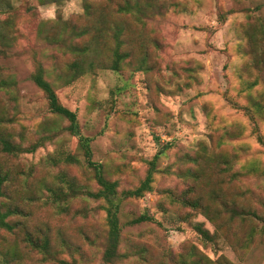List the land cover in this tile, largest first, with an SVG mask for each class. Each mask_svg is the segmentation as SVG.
Masks as SVG:
<instances>
[{"label": "rangeland", "instance_id": "obj_1", "mask_svg": "<svg viewBox=\"0 0 264 264\" xmlns=\"http://www.w3.org/2000/svg\"><path fill=\"white\" fill-rule=\"evenodd\" d=\"M121 1L0 0V79L10 81L0 90V135L37 145L33 152H0V170L9 173L1 201L25 214L12 221L33 237L47 236L49 250L26 246L18 224L13 233L0 232V264H103L102 202L72 198L56 211L46 200V186L59 173L91 190L97 185L67 121L49 111L33 83L35 62L59 102L75 112L79 133L90 138L91 160L118 191L139 185L158 153L151 189L121 202L118 250L126 256L115 264H176L199 254L211 264H264L260 224L249 246L236 251L220 233L214 243L203 242L192 225L213 232V223L171 203V195L194 184L210 207H220V199L211 201L213 188L228 207L263 210L264 39L252 27L264 19V0H136L138 7L118 13ZM112 25L122 27L119 36ZM115 52L119 66L111 70ZM72 62L83 72H71ZM62 153L78 162L48 161ZM227 164L221 182L216 172ZM189 170L198 171L196 182ZM143 213L151 220L128 223ZM239 224L235 217L231 226ZM13 242L17 260L4 256ZM137 247L145 248V260Z\"/></svg>", "mask_w": 264, "mask_h": 264}, {"label": "trees", "instance_id": "obj_2", "mask_svg": "<svg viewBox=\"0 0 264 264\" xmlns=\"http://www.w3.org/2000/svg\"><path fill=\"white\" fill-rule=\"evenodd\" d=\"M133 7H138V2L136 0H123L119 3L116 12H131V8ZM252 29H258L260 39H264V19L261 21L258 20V25L252 27ZM112 30L116 36H119V32L122 30V27L119 25H112ZM246 35L248 41L252 42V50H254L255 40L253 35L251 33H247ZM86 49L87 48H85L82 52L86 51ZM119 61L120 55L115 52V56L110 61L109 68L111 70H118ZM262 62L264 63V61ZM70 71L79 74L83 72V67L78 62H72ZM31 79L36 87L43 93L49 111L65 119L67 121L65 129L69 134L77 137L78 148L84 156L86 164L92 168L93 178L97 185V189L91 190L80 185L74 177H67L65 173H59L56 177V182L54 185L48 187L46 186L48 191L46 200L49 201L50 205L53 206L56 211H65L68 207L67 202H69L72 198L80 197L101 201V207L105 212L104 223L106 227L104 242L105 245L101 253V261L103 264H115L116 261L126 256V253H120L118 250V245L121 238V224L119 221L121 202L122 200L129 197H140L144 192L151 189L152 174L155 171V160L158 157V153L154 154L153 157L148 161L146 174L140 181L139 185L134 188L122 189L118 191L117 182L115 180L107 179L103 174V167L101 163L91 160L90 138L79 133L75 112L69 110L59 102L52 85L44 78V70L40 63L35 62L34 69L31 73ZM8 84H10V81L0 79V90L6 89ZM1 122H3V117L0 114V123ZM36 146L37 145L35 143H30L29 145L22 147L12 143L5 135H0V152L15 155L20 152H33ZM60 156L61 157H56L55 155H51L48 157V161L56 160V162H61L64 164H75L78 162V159L74 154L62 153ZM223 162L226 164L227 159L223 158ZM228 168L229 164L221 168L218 174L216 172L218 177L217 179H219L221 182L223 179L220 173L221 171L224 173ZM187 173L192 179H194L195 182L199 178V173L196 170H189ZM232 175L233 173H231V176ZM8 180L9 173L7 171L2 173L0 170V232L3 231L7 233H13L18 224L20 225V228L22 226L19 221H12L11 217L18 215L24 216L25 214H23L18 207L7 205L1 201V198L5 197L3 190L5 185L4 183H6ZM220 181L217 180L216 183L221 184ZM27 195H29L28 199L33 198V194ZM194 195L195 185H189L187 191L184 194L177 197L171 195V203L197 210L211 223H213V232H209V230L204 227L203 223L201 222H197L192 225V229L199 235L203 242L214 243L215 239L220 233V235L225 238L233 250H245L249 246L250 241L256 232H259L261 227L264 228V203L262 205V212L258 213L254 209H247L240 206L236 207L235 204H233L231 207H228L230 203L221 198L220 191L218 189L215 190L212 188L210 191V197L211 201L220 199V207H210L208 203L203 202L201 196ZM44 203H46V201H44ZM235 217L239 220L240 224L238 226L232 227L231 223ZM148 220H151V217L146 213H143L131 218L128 223L132 224ZM258 224H260V228H258ZM22 241H24L26 246L32 250L33 248H38L45 254L49 253L47 236H42L40 239L38 237H33L32 233L26 231L25 227H22ZM8 247L12 248V250L9 251V248H7V252L4 253L5 257H11L13 260H17L22 257L15 242L11 243ZM136 250L140 256V259L145 260V248L137 247ZM195 254L196 253L194 252V249H192L190 255L193 256ZM223 260L224 262L222 264H231L228 260ZM207 263L211 264V261L207 257L200 254L198 258L194 257V259L188 260L187 258L180 256L176 260V264ZM162 264H166L165 261H163Z\"/></svg>", "mask_w": 264, "mask_h": 264}]
</instances>
